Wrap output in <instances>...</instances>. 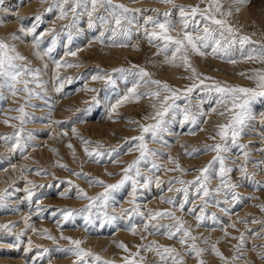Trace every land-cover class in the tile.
<instances>
[{"label": "snow or ice", "instance_id": "1", "mask_svg": "<svg viewBox=\"0 0 264 264\" xmlns=\"http://www.w3.org/2000/svg\"><path fill=\"white\" fill-rule=\"evenodd\" d=\"M42 2H46V0H42ZM159 2L171 7L161 12L158 8H130L118 0H52V4L45 11L51 12L55 8L58 11L57 19L68 21L62 26L61 31L51 27L37 35L38 23L33 24L30 28H25L22 24L19 29V32L25 36L31 35L33 37L31 43L33 55L37 59L43 60L45 57L51 56L62 34L67 37L66 47L70 46L74 35L83 31L80 27L81 19L86 17L87 29L98 33L89 40L87 47L98 43L106 47H131L139 50V43H132V41L133 37L137 39L142 37L150 47L156 49L154 56L163 57L160 61L161 65L184 69L189 73L186 79L191 81L190 84L182 88L175 87L166 81L155 79L153 73L135 64L131 68H114L111 72L99 68L96 70L95 74L91 76V80L93 82L102 81L105 86H109L115 83L114 73L128 74L132 72V69H136L133 74L137 79L123 95H120L115 102L110 103L106 115L107 119L115 122V119L120 116L119 109L121 107L128 103L138 104L141 100L148 99L152 111L143 119L152 122L140 123L138 120L128 118L129 124L136 125L134 130L138 131L139 135L125 138L124 143L119 147L110 148H106L99 141H92L84 137L76 127L71 128L72 135L78 138L87 161L91 163L103 164L105 161L113 164L120 163L121 149L125 145H127V149L124 154L135 151L138 155L123 166L119 173L107 172L105 169L109 176L120 175V179L114 183H108L99 177L84 172L83 164L85 161H81L79 171L69 168L60 160L55 162L56 167L68 171L71 176L77 179L84 180L89 187L103 189L95 195H89L84 188L71 179L60 181V184L67 185L59 192L61 197H69L70 193L74 191L75 198L86 200L87 203L79 208L61 207L50 213L59 231V237L53 235L47 228L38 229L33 223V216L40 219L44 218L46 207L43 205L42 199L37 197V190L44 188L45 185H38L29 180L25 173L33 170L27 165L21 166L20 179L24 180L27 186L23 189L26 195L20 202L26 201L30 210L21 216L20 222L9 221L0 224V233L14 235L17 243L8 245L9 248L19 247V244L23 242L22 238L27 236L25 252H30L33 248L42 249L38 251L37 257L33 258V264H35L36 259H42L50 250L42 245L34 244L32 237L28 235L29 232L38 234L41 238L50 240L57 245L59 240L67 241L68 246L58 248V250L74 256L73 264H115V261L105 259L99 253L84 247L86 240L64 235V225L72 224L75 226L77 218L83 220L85 232L90 231L97 224L103 228L106 225L116 226L120 220L127 221L123 230L133 236L138 235L142 242L135 246L136 251H132L123 241L115 242L116 246L126 253L122 257V264H145L146 256L142 255V252L154 253L157 257L156 264H186V257L195 259L196 264H207L204 259L205 253L216 256L222 264H235L244 254L245 233L241 232L239 237H232V239L237 240V243L233 245L236 252L229 258L218 247L219 239L211 242L210 238L205 237L200 241V237L195 234V229L188 224L182 215L178 216L177 212L192 216L196 221L195 227L197 229L206 226L207 222L211 221L213 225L221 226L224 236L228 237V227L235 229L237 223H243L247 226L249 221L237 217V221L224 225L217 213H209L208 209L217 208L223 215L231 217L233 207L242 200L258 199L256 196L243 197L237 191L241 185L233 180L232 173L238 171L240 180L250 181L258 190H264V181L256 180L257 173L249 171L248 165L252 162L253 151L250 146L251 142H241L242 138L249 135L253 130V122L258 120L261 128H264V111L258 114L254 111L255 102L264 99V67L251 69V74L239 73L254 83L253 87H245L230 84L201 73L192 62L193 56L201 58L211 56L233 65L240 60L264 65V44L251 48L245 54L244 46L257 44V42L248 35H242L240 29L231 22L233 14L240 11L239 6L248 4L250 0H232V4L227 9L224 8V0H198L196 4H177L176 0H159ZM232 5L239 6L233 7ZM9 11L10 9L5 6V0H0V13ZM149 11L154 15L144 14ZM17 19H19L18 15ZM35 20L39 22L41 16L37 15ZM0 23H3V20H0ZM48 36H50V40L47 47H42L45 43V37ZM20 39L21 37L16 32L10 33L8 37L0 38V100L7 99L3 94L4 89L12 97L23 93L24 99V103L20 104L19 107L7 110L8 112H17L18 115H5L0 120V123L12 128L11 133L0 134V142L7 146L10 154L18 152L23 159L27 160L29 159L28 149L31 148L34 151L38 146L34 143L36 140L34 131L27 130L25 127L26 124L35 119L33 113L28 112L27 109L36 107L31 103L33 98L48 103L46 82L41 78L42 73L47 69V64H44L43 67H33L32 62L18 51L17 45L14 43ZM237 45H239V60L234 55L237 51ZM83 50L81 48H76V50L68 48L64 56L76 58L78 53ZM149 62L155 63V61ZM53 63L56 69L53 79L58 85L55 87V91L59 93L64 87L65 79L68 83L72 82L71 77L62 78L59 75V69L79 68L82 65L67 59H54ZM142 87L147 90L139 91ZM83 90L96 93L97 95L92 97V102L99 103L97 97L100 89L89 88L85 85ZM194 93L198 97L195 103H193ZM200 93L205 94L206 99L205 96H200ZM179 101H183V105ZM206 102H214L208 110L204 108ZM51 112L52 106H49L48 116L51 124L60 126L63 122L51 120ZM213 114L225 118L224 122L215 125L214 135L209 137L214 141L213 143L205 144L202 149L192 148V151H188L187 145H181L188 157H195L207 152L215 153L203 167L191 169V171L198 173L193 179H183V176L190 169L183 167L178 157H172L170 154L160 152L159 149L149 147V142L161 143L165 147L169 146L164 137L166 134H170V125L177 117H180V127L187 126V134L195 135L197 131H205L203 125L208 123ZM14 120L19 123H11ZM59 135L66 137L68 132L61 131ZM259 136L261 144L264 145V131H261ZM217 138L219 139L217 140ZM66 146L75 159L76 149L74 145L69 142ZM233 149L237 150L235 159L230 155ZM51 151L59 155L58 149H51ZM259 151L264 156V147H261ZM165 155L167 156V163L171 164L172 167L159 162L160 158ZM10 166L13 170L17 167L15 164ZM253 166L264 171V158L256 161ZM162 172H179L181 175L163 180L159 175ZM34 174L49 173L47 169L38 168ZM213 179L218 180L215 187L211 186ZM14 183L0 190V209L19 213V206L12 207L8 203V199L13 193L20 191L14 187ZM60 184L55 185V187H59ZM153 185L161 192L164 191L163 186L167 185V192L175 193L172 196H159L160 202L169 205L168 208H148L146 204L142 205L139 202L140 197L145 192L151 191ZM175 185H179V187ZM48 187H53V185H48ZM9 188L12 191H9ZM126 188H130L129 199L126 201L130 207L121 206L119 213L109 212V209H115L118 203L117 195ZM34 197H36L35 201H33ZM33 202L35 203V211L31 210ZM256 207L264 212V202L256 205ZM163 220L171 222L161 223ZM18 223H23V228H18ZM251 223L264 222L252 218ZM212 230L215 231V228ZM248 231L251 232L252 229H248ZM157 234L166 237L168 240L178 242L183 252L173 245L160 244L156 240L143 242L147 236ZM262 234H264V227L260 233H253L256 238H261ZM198 241L209 245V247H201ZM253 250H257L256 246H253ZM257 255L261 260H264V247L257 251Z\"/></svg>", "mask_w": 264, "mask_h": 264}, {"label": "rangeland", "instance_id": "2", "mask_svg": "<svg viewBox=\"0 0 264 264\" xmlns=\"http://www.w3.org/2000/svg\"><path fill=\"white\" fill-rule=\"evenodd\" d=\"M118 2L124 3L130 8H158L161 12L166 11L171 7L170 5L160 3L159 0H135V2L134 0H118ZM197 2L198 0H176L177 4H196ZM32 4L34 5L33 7ZM51 4L52 0H46V2H42V0H5V6L8 7L10 11L7 13H0V20H3V23H0V38L8 37L10 33L16 32L21 39L14 41V43H16L18 51L32 62V66L43 67L44 64H47V69L42 73L41 78L46 82L45 88L47 89L48 97L47 104L43 100L33 98L31 103L36 105V107H29L27 109L28 112L33 113L35 119L26 124L25 127L27 130L34 131L36 135L34 143L38 145L34 151L31 148L28 149L27 155L29 156V159H23L18 152L16 154H10L7 146L4 145L3 142H0V190L7 188L10 184H13V182H15L14 187L20 189V191H15L8 199L9 205L12 207L19 206L20 212L15 213L8 209H0V224L9 221L20 222L21 216L30 210L26 201L24 203L20 202L26 195L23 189L27 186L24 180L20 179V168L21 166L27 165L33 170L32 172L25 173L27 178L38 185H45L44 188L37 190V197L42 199L43 205L46 207L44 218L40 219L33 216V223L38 229L47 228L53 235L59 237V231L57 230L54 219L51 217L50 213L61 207L79 208L87 203L86 200L75 198L74 191L73 193H70L69 197H61L59 192L67 185L60 184V181L71 179L76 184H79L80 187L84 188L89 195H95L103 189L100 187H89L84 180L77 179L76 177L71 176L68 171L56 167L55 162L60 160L67 164L69 168L79 171L81 161H85L83 164L84 172L99 177L108 183H114L120 179V175L109 176L106 174L105 169H107V172L119 173L123 166L131 162L138 155L135 151L130 154H124L127 149V145H125V147L121 149V155L119 157L120 163L113 164L107 161L103 164L91 163L87 161L78 138L72 135L71 128L76 127L84 137L92 141H99L103 143L106 148H110L119 147L124 143L125 138L139 135V132L134 130L136 125L129 124L128 118L138 120L140 123L152 122L143 119L144 116L152 111L148 99H143L138 104L128 103L121 107L119 109L120 116L115 119V122L107 119L106 115L110 103L115 102L120 95H123L137 79L133 74L136 69H132V72L128 74L114 73L113 79L115 80V83L109 86H105L102 81L93 82L91 80V76L95 74L96 70L99 68L111 72L114 68H131L132 65L135 64L146 68L149 72L153 73L155 79L166 81L175 87L182 88L185 85L190 84L191 81L186 79L189 73L184 69L161 65L160 61H162L163 57L154 56L156 49L150 47L142 37L140 39L133 37L132 41V43H139V50L131 47H106L101 46L98 43H94L91 47H87L89 40L98 33L87 29L86 17L81 19L80 27L83 31L78 35H74L73 42L70 46L66 47L67 37L65 34H62L55 50L51 53V56L45 57L43 60L37 59L33 55V49L31 47L33 37L31 35L25 36L23 33L19 32V29L22 24L25 28H30L33 24L38 23L37 35L51 27H55L57 31H61L62 26L68 23V21L58 20V11L55 8H53V11L51 12L45 11V9ZM231 4L232 0H224L225 9ZM232 6L238 7L239 5ZM201 7H203V5H201ZM239 7L240 11L233 14L231 22L240 29L242 35H248L253 41L257 42V44L244 46L245 54H247L251 48L258 47L259 44H264V0H250L248 4ZM144 14L154 15V13L150 11ZM17 15L19 16V19H17ZM37 15L41 16L39 22L35 20ZM142 22L143 21L141 20V23ZM49 40L50 36L45 37V43L42 47H47ZM20 44L27 48L26 51H21L19 48ZM68 48L71 50H76V48L84 50L79 52L76 58L65 57L64 53ZM236 48L237 51L234 55L239 60V45H237ZM54 59H67L70 62H79L82 65L79 68L73 67L59 69V75L62 78H72L71 83H68L67 79H65L64 87L59 93L55 91V87L58 85L53 79L56 72L55 64L53 63ZM149 61H155V63H150ZM192 62L201 73L213 76L218 80L226 81L230 84H237L245 87H253L254 83L239 75V73L247 72L251 74V69L264 67V65L259 63L243 60H240V62L233 65L225 60L215 59L211 56L207 58L193 56ZM85 85L89 88L100 89L97 97L99 100L98 104L92 102V97L97 94L84 91L83 89ZM146 90L147 89L143 87L139 89L141 92ZM3 94L7 99L0 100V120H2L5 115H18L17 112H8L7 110L19 107L20 104L24 103L23 93L16 97H12L8 94L7 90L4 89ZM80 94L82 95L80 96ZM199 95L205 96L203 93H200ZM193 96V103H195L196 98L198 97L196 93H194ZM77 98L83 99L78 104H75V99ZM63 100H68L69 105L64 104L58 109L59 102ZM179 103L183 105L184 102L179 101ZM212 103L206 102L204 108L208 110L212 106ZM49 106H52L51 120L63 122L60 126L51 124L48 116ZM58 110L62 113H58ZM254 111L257 114L264 111V99L255 102ZM179 119L180 117H177L176 120L171 123L170 134H166L164 137L168 142V147H165L161 143L153 142H149V147L159 149L160 152L170 154L172 157H178L181 165L190 169V171L183 176V179L191 180L198 174L195 171H191V169L203 167L215 153L207 152L198 154L195 157H188L185 155V149L182 148L181 145H187L188 151H192V148L202 149L205 144L213 143L214 141L209 139V137L214 135L215 125L224 122L225 118L219 117L215 114L211 115L208 123L203 125L205 131H197L195 135L187 134L188 127L185 126L184 128H181L179 125ZM11 123L18 124L19 122L14 120L11 121ZM92 123L94 125H89ZM253 123V130L249 135L244 136L241 142H251L250 146L253 151L251 156L252 162L248 165L249 171H255L257 173L255 177L256 180L264 181V171H260L253 166L256 161L264 158L259 151L261 147H264L260 142L259 136V133L264 131V128H261L258 120ZM95 125H100V127ZM61 131H67L68 135L66 137H61L59 135ZM11 132V127L0 123V134ZM218 139L219 138H217V140ZM69 142H71L76 149L75 159L66 146ZM51 149H58L59 155L51 151ZM236 153V149H233L232 153H230L233 159H235ZM159 162L167 164L168 167H172L171 164L167 163L166 155L161 157ZM11 164L17 166L15 170L11 168ZM38 168L47 169L49 174L35 175L34 172ZM159 175H161L163 180H168L170 177L180 176L181 174L179 172H162L159 173ZM239 177L240 173L238 171L232 173L233 180L241 185L237 191H239L245 198L256 196L258 199L242 200L239 204L233 207L231 217L223 215L219 212V209L214 207L209 208L208 211L209 213L216 212L224 225L237 221V217H242L249 221L247 226L243 223H237L235 229L228 227L227 231L229 236L225 237L221 230V226L213 225L211 221H208L206 226L197 229L195 227L196 221L192 216L180 212H177V215H182L183 218L187 220L188 224L195 229V234L200 237V241L205 237L210 238L211 242H215L219 239L220 243L218 247L223 254L229 258H231L236 252L233 245L237 243V240L232 239V237H239L241 232L245 233L246 244L243 249L244 254L235 262V264H246V262L247 264H264V260H261L257 255V251L264 247V234L261 235V238H256L253 235L254 232H261L264 223H251L252 218L264 222V212H261L260 209L256 207V205L264 202V190H258L250 181L240 180ZM217 183L218 180L213 179L211 186L215 187ZM58 184H60V186L55 187V185ZM48 185H53V187H48ZM175 186L179 187V185ZM163 188L164 191L161 192L153 185L151 191L145 192L144 195L140 197L139 202L142 205L146 204L148 208H168L169 205L160 202L159 196H172L175 195V193L167 192V185H164ZM9 191H12V189L9 188ZM129 191L130 188H126L117 195L118 203L115 206V209H109V212L115 211L116 213H119L121 206L124 208L130 207L126 202L129 199ZM35 199L36 197L33 198V201H35ZM197 203H199V201H197ZM31 210L35 211L34 202ZM170 222L171 221L169 220L161 221V223ZM126 223V220H120L116 223V226L106 225L103 228L99 227V224H97L95 227H92L90 231L85 232L83 220L77 218L75 226L72 224H66L64 225L63 231L66 236L86 240V243L83 246L92 249L93 252L99 253L103 258L113 260L115 261V264H122V257L126 255V253L119 249L115 242L123 241L132 251H136L135 246L142 242L138 235L133 236L129 232L123 230ZM18 228H23V223H18ZM213 228H215V231L212 230ZM248 229H252V231L249 232ZM28 235L32 237L34 244L42 245L50 250L42 259H36L35 264H49V261H51V264H73V261L75 260L74 256L58 250V248L67 247V241L59 240V244L57 245L50 240L41 238L38 234L29 232ZM22 240L23 242L19 244V247L9 248L8 245H14L17 243L14 235L0 233V264H33V258L37 257L38 251H41L42 249L33 248L32 251L25 252L27 236L23 237ZM151 240H156L164 245H173L183 252V249L175 240H168L166 237L157 234L147 236V239L143 242L147 243ZM200 241H198V243L201 247H209V245L200 243ZM253 246H256V251L253 250ZM141 254L146 256L145 264H156L157 257L154 253L142 252ZM204 259L207 261V264H222L216 256L210 253H205ZM186 264H196V261L195 259H189L186 257Z\"/></svg>", "mask_w": 264, "mask_h": 264}, {"label": "bare ground", "instance_id": "3", "mask_svg": "<svg viewBox=\"0 0 264 264\" xmlns=\"http://www.w3.org/2000/svg\"><path fill=\"white\" fill-rule=\"evenodd\" d=\"M30 6H31V5H30ZM30 6H29V7H30ZM33 6H34V5L32 4V7H33ZM28 9H29V8H28ZM28 9H27V10H28ZM3 27H5V26H3ZM19 46H20L19 48L21 49V51H23V52L26 51L27 48H26L25 46H23L22 44H20ZM27 55H29V54H27ZM81 95H82V94H80V96H81ZM82 99H83V98H77V99H75V100H76V103H75V104H78ZM64 104L69 105L68 100H63V101L59 102V104H58V105H59V106H58V109L60 108V106L62 107ZM64 108H65V107H64ZM68 108H69V107H68ZM63 110H65V109H63ZM65 111H66V110H65ZM57 112H58V113H59V112L62 113L60 110H58ZM89 125H94V124L92 123V124H89ZM95 126H97V125H95ZM98 126L100 127V125H98ZM98 126H97V127H98ZM115 128H116V127H115ZM94 129H95V128H94ZM95 131H96V130H95Z\"/></svg>", "mask_w": 264, "mask_h": 264}]
</instances>
